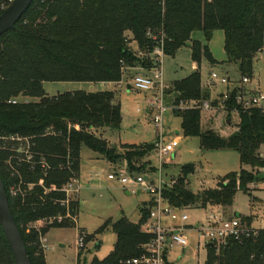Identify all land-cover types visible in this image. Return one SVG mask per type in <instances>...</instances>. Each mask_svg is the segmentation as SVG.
Returning <instances> with one entry per match:
<instances>
[{"label": "trees", "instance_id": "16d2710c", "mask_svg": "<svg viewBox=\"0 0 264 264\" xmlns=\"http://www.w3.org/2000/svg\"><path fill=\"white\" fill-rule=\"evenodd\" d=\"M215 30L223 31L226 61L235 62L240 75L250 78L253 60L263 47L264 0H33L14 28L0 35V135L26 137L31 154L30 161H25L17 151L0 148V178L31 264H46L40 237L51 228L73 224L68 219L52 224L40 220L65 214L59 203L64 198L60 188L78 177L81 146L114 165L124 161L132 172L133 163L154 149L152 142L113 146L96 135L99 130L119 128L120 106L113 102L112 91L72 90L48 96L43 83H118L125 69L151 65L137 53L152 50L156 44L152 37L162 41L164 55L173 56L193 32L201 31L209 41ZM190 50L198 67L202 58L215 63L206 43L193 40ZM235 92L231 90V98ZM166 93L174 94L175 104L209 98L198 69L173 81ZM22 98L29 101L9 102ZM227 105L229 109L234 106L231 100ZM173 113L181 119L182 134L198 137L201 150H235L240 170L195 193L188 188V176L195 166L184 164L174 183L162 190L166 205L176 210L228 207L238 190L248 192L251 184L264 182L260 171L264 156L259 150L264 145V112L239 110L238 126L228 136L201 129L198 109ZM150 206V201L142 204L136 223L125 217L112 223L113 249L105 258L94 257L88 264H121L139 256L151 239L140 230ZM70 211L77 215L78 200L71 201ZM240 219L250 223L249 217ZM32 223L39 228L29 226ZM205 250L203 264H264V229L241 241L229 239L217 250L207 243ZM79 254L77 264H81ZM0 264H15L1 228Z\"/></svg>", "mask_w": 264, "mask_h": 264}, {"label": "rangeland", "instance_id": "374dc122", "mask_svg": "<svg viewBox=\"0 0 264 264\" xmlns=\"http://www.w3.org/2000/svg\"><path fill=\"white\" fill-rule=\"evenodd\" d=\"M127 38L133 49L135 42L129 32ZM193 40L206 43L215 63L202 58L199 67L191 60L190 45ZM223 31L212 32L209 41H206L201 31L191 34L186 44L180 47L173 56L162 55L160 67L162 80L171 86L172 82L185 78L198 69L201 86L204 87L210 72L214 71L228 78L229 83L223 85L216 83L210 86V98L216 99L227 87L231 89L240 84L241 75L235 62H227L223 49ZM193 66H195L193 68ZM140 72L153 80L156 75L153 70L125 69L118 83L102 86L101 83L89 82H44L43 89L48 96L58 93L85 90L98 91L110 90L113 92V102L119 104L121 121L118 129L99 130L96 135L109 141L113 146L120 144H142L154 141L157 137V127L153 121L156 113L155 108L150 107L149 101L157 94L156 90L139 91L133 87L132 76ZM246 83V87L264 92V33L263 47L253 60V74ZM174 94L166 93L165 100L171 103ZM151 110L147 112L146 110ZM226 112H201V129L212 128L220 135L228 136L238 126L239 118L236 114L231 115L230 123H226ZM181 119L171 111H166L162 116L161 132L162 140L170 142L178 139L174 145L170 157L159 159L158 153L152 149L140 161L133 163L134 173L142 174L146 179L157 181L161 175L165 187L171 186L180 173V167L187 163L195 166L193 174L188 176V188L197 193L205 188L216 186L222 177L230 172L240 170L238 153L228 149L201 150L198 137H185L180 128ZM18 153L24 156L27 145L18 142ZM260 153L264 154V145H261ZM162 161V162H161ZM117 161L116 164H123ZM162 167H161V166ZM116 165L110 163L99 153L88 146L83 145L79 153L78 180L80 190L78 192V213L75 224L64 227L51 228L42 239L45 238L44 256L46 264H88L95 257L105 258L113 249L115 233L112 223L125 217L128 221L136 223L140 219L139 208L149 201L150 196L144 192L127 194L121 184L116 180L107 178ZM249 170L247 165L242 166ZM160 169V173H159ZM210 212H221L224 216L249 217L253 229H264V182L253 183L248 192L238 190L232 204L228 207L206 206L205 208L194 207L185 210H176L177 219L171 220L168 216H161V224L164 227H184L183 234L187 238V245L182 248L174 246L167 251V264H203L206 257L205 241L199 237L196 224L204 223ZM186 215L187 220L182 223L180 216ZM83 238L81 247L77 245L78 237Z\"/></svg>", "mask_w": 264, "mask_h": 264}, {"label": "built area", "instance_id": "2783aa9c", "mask_svg": "<svg viewBox=\"0 0 264 264\" xmlns=\"http://www.w3.org/2000/svg\"><path fill=\"white\" fill-rule=\"evenodd\" d=\"M12 0H0V13H2L10 4ZM156 44L152 50L147 53L138 51V56L144 59H148L151 65L148 68L142 66L133 67V69L153 70L156 75V80L140 73L136 72L132 76V84L136 90L150 91L156 90L157 94L153 99L149 101L150 107L155 108L156 113L153 116V121L157 129V139L154 141V150L158 153L159 159L170 157L173 152L174 145L178 143V139H173L170 142H164L162 140L161 122L162 116L166 111H176L188 108H195L201 112L220 111L230 114H236L238 116L239 110L259 109L264 112V92L246 87V83L250 80L248 77H241V82L235 85L231 89L229 87L220 94L216 99L209 98L201 101L196 100H180L177 104L166 102V91L170 88L162 80V71L160 67V59L163 53V44L161 40H156L152 37ZM220 83L227 85L229 83L228 78L224 75H220L214 71L210 72L208 79L206 80L205 87L207 89L210 86ZM236 89L234 96L231 98V90ZM232 101L234 106L227 108V103ZM21 102H28L27 98L21 100L12 99L9 102L12 104ZM151 111V110H150ZM18 142H25L27 150L24 154L25 161H30L31 154L28 150V140L26 137L19 135H0V148L9 147L18 152ZM262 155V154H261ZM263 156V155H262ZM162 162V161H161ZM42 167L45 165L41 161ZM161 166V165H160ZM162 167V166H161ZM264 173V167L260 169ZM160 173V169H159ZM108 179L116 180L123 189L130 195L138 192H144L150 196L151 202L150 210L147 218L140 224V230L143 233L151 235V239L144 246L143 252L139 256L130 257L121 262V264H166V254L174 246L185 247L187 245V238L184 236L183 231L185 226L181 227H164L161 224V216L166 215L171 220L178 218L175 211L176 209L166 205L162 199V190L165 188V183L159 174L157 181L153 179H146L142 174H137L129 170L126 163L116 165L111 173L107 175ZM80 190V184L78 177H72L64 185L61 186L60 191L64 194V198L59 200L60 205L64 207L65 214L57 215L55 217L46 218L40 220L41 224H52L54 222L61 223L65 219H68L73 224L76 223L77 215L71 214L70 203L71 201H77L78 192ZM15 193V191L13 192ZM187 220L186 215L180 216V221L184 223ZM29 226L39 228L35 223ZM196 228L199 230V237H202L205 243H212V246L217 250L222 244H225L229 239L241 241L248 237L250 234L256 232L258 229H253L250 223L240 219L239 216H224L221 212H210L204 223L201 225L196 224ZM40 241L45 242V238L40 237ZM83 244V238L78 237L77 245L81 247ZM40 245L44 251V243Z\"/></svg>", "mask_w": 264, "mask_h": 264}, {"label": "water", "instance_id": "95a60500", "mask_svg": "<svg viewBox=\"0 0 264 264\" xmlns=\"http://www.w3.org/2000/svg\"><path fill=\"white\" fill-rule=\"evenodd\" d=\"M32 1L33 0H12L11 4L2 13H0V35L14 28L16 22L28 9ZM226 123H230V118L226 119ZM236 216H238V214H236ZM0 228L11 251L14 263L31 264L21 233L9 208L8 196L1 178ZM208 245L211 246L212 243H208Z\"/></svg>", "mask_w": 264, "mask_h": 264}, {"label": "crops", "instance_id": "0c3cea01", "mask_svg": "<svg viewBox=\"0 0 264 264\" xmlns=\"http://www.w3.org/2000/svg\"><path fill=\"white\" fill-rule=\"evenodd\" d=\"M194 63V62H193ZM195 66H193V68H194ZM109 84H113V83H101V85L102 86H105V85H109ZM202 89L203 90H206L207 91V88L204 86V87H202ZM208 93H209V91H208ZM209 96H210V94H209ZM147 112H150V110L149 109H147L146 110ZM231 119V118H230ZM212 129V128H211ZM263 156H264V154L263 153H261ZM184 248V247H183ZM166 264H167V261H166Z\"/></svg>", "mask_w": 264, "mask_h": 264}]
</instances>
